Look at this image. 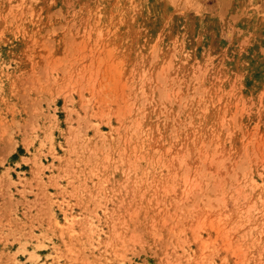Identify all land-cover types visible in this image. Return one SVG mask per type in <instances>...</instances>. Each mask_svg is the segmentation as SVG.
Listing matches in <instances>:
<instances>
[{
    "label": "rangeland",
    "instance_id": "rangeland-1",
    "mask_svg": "<svg viewBox=\"0 0 264 264\" xmlns=\"http://www.w3.org/2000/svg\"><path fill=\"white\" fill-rule=\"evenodd\" d=\"M0 264H264V0H0Z\"/></svg>",
    "mask_w": 264,
    "mask_h": 264
},
{
    "label": "bare ground",
    "instance_id": "bare-ground-1",
    "mask_svg": "<svg viewBox=\"0 0 264 264\" xmlns=\"http://www.w3.org/2000/svg\"><path fill=\"white\" fill-rule=\"evenodd\" d=\"M71 226V225H70ZM73 232V230H71Z\"/></svg>",
    "mask_w": 264,
    "mask_h": 264
}]
</instances>
